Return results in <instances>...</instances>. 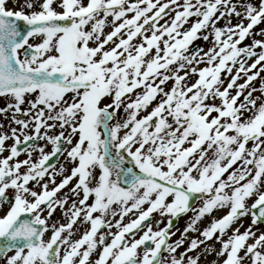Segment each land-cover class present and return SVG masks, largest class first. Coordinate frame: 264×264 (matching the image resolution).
<instances>
[{
  "label": "snow or ice",
  "instance_id": "snow-or-ice-1",
  "mask_svg": "<svg viewBox=\"0 0 264 264\" xmlns=\"http://www.w3.org/2000/svg\"><path fill=\"white\" fill-rule=\"evenodd\" d=\"M260 25L264 0H0V264H264Z\"/></svg>",
  "mask_w": 264,
  "mask_h": 264
},
{
  "label": "rangeland",
  "instance_id": "rangeland-1",
  "mask_svg": "<svg viewBox=\"0 0 264 264\" xmlns=\"http://www.w3.org/2000/svg\"><path fill=\"white\" fill-rule=\"evenodd\" d=\"M256 2H258V0H256ZM10 6L14 7L15 5H11V4H10ZM235 22H236V21L234 20L233 23H235ZM222 23H223V22H222ZM259 27H264V25H260ZM258 38H259V37H258ZM250 42H251L250 40L245 41V43H250ZM196 43H197V44H203L204 42H203V41H197ZM205 46H206V45H205ZM241 82H242V81H241ZM259 83H260L259 80H257V81L254 82V84H256V85H259ZM258 94H259V93H257V95H258ZM245 219H246V218H245ZM243 224H245V223H243ZM261 227L264 228L263 225H261ZM207 259H208V260H212L213 257L210 256V257H208Z\"/></svg>",
  "mask_w": 264,
  "mask_h": 264
},
{
  "label": "flooded vegetation",
  "instance_id": "flooded-vegetation-1",
  "mask_svg": "<svg viewBox=\"0 0 264 264\" xmlns=\"http://www.w3.org/2000/svg\"><path fill=\"white\" fill-rule=\"evenodd\" d=\"M0 121H3V118H0ZM4 123L5 124H7V121H4ZM9 143H11V141L9 142ZM24 157L22 156L21 157V159H23ZM167 221L165 220V223H166ZM175 227L176 228H180L181 230H183V227L185 226V223L184 224H177L176 222H175ZM174 230H175V228H174ZM177 235H179V233H177Z\"/></svg>",
  "mask_w": 264,
  "mask_h": 264
}]
</instances>
